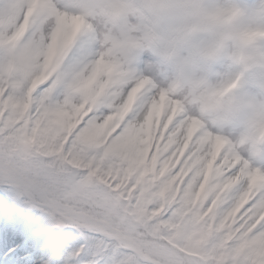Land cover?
Wrapping results in <instances>:
<instances>
[{"label": "snow or ice", "instance_id": "obj_1", "mask_svg": "<svg viewBox=\"0 0 264 264\" xmlns=\"http://www.w3.org/2000/svg\"><path fill=\"white\" fill-rule=\"evenodd\" d=\"M96 14L97 0H0V183L70 230L57 264H264V169L132 61L114 68ZM108 14L106 33L150 42L199 7L119 0Z\"/></svg>", "mask_w": 264, "mask_h": 264}, {"label": "clouds", "instance_id": "obj_2", "mask_svg": "<svg viewBox=\"0 0 264 264\" xmlns=\"http://www.w3.org/2000/svg\"><path fill=\"white\" fill-rule=\"evenodd\" d=\"M189 2L198 5L199 15L161 23L145 42L135 31L106 33L108 13L119 0H97L91 23L100 35L101 53L114 68H126L132 61L198 130L210 139L219 137L237 159L250 163L264 153V35L259 34L264 33V15L246 12L242 17L225 0ZM145 53L153 58L141 69L138 61ZM219 61L223 71L214 67Z\"/></svg>", "mask_w": 264, "mask_h": 264}, {"label": "rangeland", "instance_id": "obj_3", "mask_svg": "<svg viewBox=\"0 0 264 264\" xmlns=\"http://www.w3.org/2000/svg\"><path fill=\"white\" fill-rule=\"evenodd\" d=\"M225 4H226V6L234 7L235 2L232 3V2H229V0H225ZM239 11H240L242 17L244 15V13H246V12L256 13L257 15H264V0H242L241 9ZM152 58L153 57L150 53H145L143 58L141 59V61L138 63V67L143 69V67L146 65V63L151 61ZM214 67L218 71H223L224 70V62L219 61L215 64ZM250 163L254 167H260V168L264 169V153L259 155L257 158L252 159L250 161ZM16 190L17 189L11 184L9 186L0 185V219L3 221L5 216H7V219L10 216V218L8 219V221H9V223L7 224L8 226L11 224L12 218L14 217V212H12L11 207L17 198V191ZM35 213H37V210L34 207H31L29 209V211L27 213H25L24 217L21 220H15L13 223L14 232H15V230H19V229L22 230L23 232L31 229V227L35 224V221L33 222V220H32V216H34ZM44 218L55 222V220L47 212H41V214L39 215V219L43 220ZM55 224H56V222H55ZM39 236H40L39 233L38 234L35 233L32 237V241H33L34 237L37 238ZM17 243H18V245L16 247L19 248V246H20L19 242H16V244ZM33 246H34V244H33V242H31V245H30L27 252H28V255L35 254L36 256L28 264H45V262H47V261L42 260L43 250H39L38 248L34 249ZM55 260H56L55 258H52L51 260H49V262H47V264H55V262H54Z\"/></svg>", "mask_w": 264, "mask_h": 264}, {"label": "trees", "instance_id": "obj_4", "mask_svg": "<svg viewBox=\"0 0 264 264\" xmlns=\"http://www.w3.org/2000/svg\"><path fill=\"white\" fill-rule=\"evenodd\" d=\"M24 202L28 200L24 199ZM29 203V202H28ZM39 209V206H37ZM37 218H34L36 221ZM36 229L43 230L41 238L36 241L37 247H42L45 250L44 259L51 260L55 258V264H57L58 258L64 253L66 244L68 243V233L69 229L66 227H58L54 222L48 223L47 219L42 221H36Z\"/></svg>", "mask_w": 264, "mask_h": 264}, {"label": "bare ground", "instance_id": "obj_5", "mask_svg": "<svg viewBox=\"0 0 264 264\" xmlns=\"http://www.w3.org/2000/svg\"><path fill=\"white\" fill-rule=\"evenodd\" d=\"M7 243L8 242H6L5 240H1L0 241V254L4 255V251H5ZM7 251H9V250H7ZM12 257H13V254H11V253L6 254V256L3 258L1 263L2 264H12V262H13V258ZM26 258L27 257H25L24 259L26 260Z\"/></svg>", "mask_w": 264, "mask_h": 264}]
</instances>
